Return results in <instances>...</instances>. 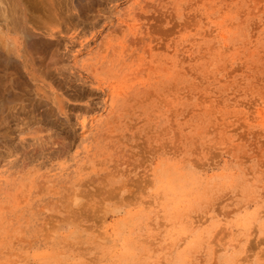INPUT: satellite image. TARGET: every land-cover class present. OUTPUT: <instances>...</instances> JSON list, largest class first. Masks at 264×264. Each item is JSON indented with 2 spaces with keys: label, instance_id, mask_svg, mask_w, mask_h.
<instances>
[{
  "label": "rangeland",
  "instance_id": "rangeland-1",
  "mask_svg": "<svg viewBox=\"0 0 264 264\" xmlns=\"http://www.w3.org/2000/svg\"><path fill=\"white\" fill-rule=\"evenodd\" d=\"M10 2L0 264H264V0Z\"/></svg>",
  "mask_w": 264,
  "mask_h": 264
},
{
  "label": "bare ground",
  "instance_id": "bare-ground-1",
  "mask_svg": "<svg viewBox=\"0 0 264 264\" xmlns=\"http://www.w3.org/2000/svg\"><path fill=\"white\" fill-rule=\"evenodd\" d=\"M1 1L3 2V0ZM6 9L7 10L3 12L0 10V59L2 61L1 64H3V62H6L12 65L13 63H17L15 62L17 61L15 60L17 58L16 34L18 32V28L20 27L19 19L17 18L18 13L16 10V5L10 2L8 3V7ZM30 34L28 32H25L24 37H26L27 39H31ZM12 81L15 80L13 79Z\"/></svg>",
  "mask_w": 264,
  "mask_h": 264
}]
</instances>
